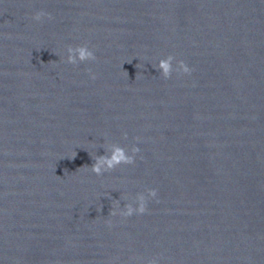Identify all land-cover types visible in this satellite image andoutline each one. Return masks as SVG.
I'll return each instance as SVG.
<instances>
[{"label": "water", "instance_id": "obj_1", "mask_svg": "<svg viewBox=\"0 0 264 264\" xmlns=\"http://www.w3.org/2000/svg\"><path fill=\"white\" fill-rule=\"evenodd\" d=\"M151 260L264 264V0H0V264Z\"/></svg>", "mask_w": 264, "mask_h": 264}, {"label": "clouds", "instance_id": "obj_2", "mask_svg": "<svg viewBox=\"0 0 264 264\" xmlns=\"http://www.w3.org/2000/svg\"><path fill=\"white\" fill-rule=\"evenodd\" d=\"M46 13L44 12H37L33 19L35 21H41L42 17H44ZM51 19L50 15L48 16ZM68 51L70 55L68 56L67 63L69 64H77V62L83 63L86 61H95L96 57L94 53L89 50L87 45L77 46L75 48L69 47ZM77 53L78 55H71V53ZM174 57L168 56L166 59L159 61V68L163 70V78L169 79L172 74V66H173ZM178 73H182L185 75L191 74V69L183 62L179 61L177 63ZM125 76H128V73L124 72ZM91 78L95 80V76L92 75ZM139 76H136L138 79ZM125 138L127 136L125 135ZM140 151L138 147H133L131 151V155L124 151L122 148H115L110 155H101L95 157V162L90 167V171L94 173L96 176H101L105 172H111L117 167L121 165H131L134 163L135 155ZM77 153L73 152L71 155V159L76 158ZM84 170H89L87 166L80 167ZM157 196L156 190H148L147 197L141 195L138 198V205L133 208L130 205H125L123 211H119L120 207L119 204L116 203L113 207V210L110 214L112 216H116L117 214L124 216V217H131L133 214L142 215L147 211V198H155ZM110 223V221H109ZM148 264H156V260H151Z\"/></svg>", "mask_w": 264, "mask_h": 264}]
</instances>
